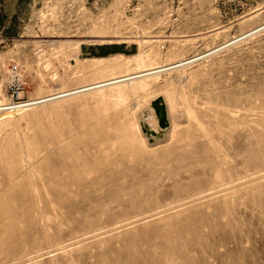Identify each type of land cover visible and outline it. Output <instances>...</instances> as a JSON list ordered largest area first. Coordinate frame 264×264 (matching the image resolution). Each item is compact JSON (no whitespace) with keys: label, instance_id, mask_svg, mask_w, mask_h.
I'll return each mask as SVG.
<instances>
[{"label":"rangeland","instance_id":"374dc122","mask_svg":"<svg viewBox=\"0 0 264 264\" xmlns=\"http://www.w3.org/2000/svg\"><path fill=\"white\" fill-rule=\"evenodd\" d=\"M263 24L264 0H0V104L9 108L0 107V196L42 175L51 152L89 155V143L114 141L116 128L132 132L142 165L213 164L200 175L208 188L195 192L173 190L161 171L157 202L168 206L154 214L146 193L114 226L54 204L33 216L32 233L50 240L42 245L18 236L27 214L8 200L0 234L15 235L0 246V264H264V149L250 163L243 154L246 143L264 145ZM179 60L186 64L24 106ZM18 77L20 96L12 93ZM158 97L163 124L152 107ZM183 151L187 158L173 159ZM78 220L102 226L71 229Z\"/></svg>","mask_w":264,"mask_h":264},{"label":"bare ground","instance_id":"6f19581e","mask_svg":"<svg viewBox=\"0 0 264 264\" xmlns=\"http://www.w3.org/2000/svg\"><path fill=\"white\" fill-rule=\"evenodd\" d=\"M182 63H185V60L84 84L37 98L36 100L25 103L24 106L38 104L53 98L67 97L78 93L86 94L93 90H101L111 85H118L122 82H130L137 78L157 74L164 70L180 66ZM166 99L168 101L167 107L169 109L172 108L174 105L172 94L167 95ZM0 105V107L6 108V104L5 106H3L4 104ZM19 106L17 105V107ZM176 124L174 123L173 127ZM73 129V127L69 126L68 131ZM55 133H58V135L54 137V141H58L61 138L59 136L61 130L56 129ZM111 138L114 141H109L108 138L91 141L89 143L91 153L86 156L73 154L71 156L60 157L56 153L51 152L45 159L47 170L42 175L36 178L32 177L33 179L29 177V181L24 184L21 182L7 184L8 187L5 189L4 194L0 196V208L3 207L2 203L8 200H15L19 203L23 216L27 214V217H25L27 229L22 230V233L18 234V236L24 238V243L42 245L50 242L49 238L44 239V236H38L32 233L36 231L33 216L43 214L49 207H54V204L57 210L66 211L65 207L67 206L63 205L65 202L67 204L71 203L72 205L69 206L71 213L76 215H89L93 213L94 215L105 216L107 220L106 225L114 226L117 224L114 218L126 216L127 207L145 204V194L149 193L151 196L148 202L154 206L148 210L151 212L156 211L154 214L161 213V209L169 204H158L157 202L163 195L160 186L163 179L158 175L161 171H165L171 180V188L175 191L195 192L208 188L206 187V182L200 175L205 174L208 169L213 167L212 162L201 166L195 165V163L194 165L188 164L183 167H179L176 163H171L166 167H162V164H158L157 166H152L151 164L142 165L140 158L143 153L132 145L135 139L130 130L124 129L123 131H119L116 128V132ZM263 149V144L251 146L246 143L243 147L244 158L250 163L253 154ZM175 155L178 158L188 157L184 151L174 153L173 159H176ZM173 159L171 158L170 160ZM218 183L222 182L214 177V185ZM198 199H201V197H197L193 201ZM33 200H39L40 205H32L30 202ZM81 203H84L83 207H80ZM76 204H79V206H76ZM100 222L80 225V220H78L72 223L69 222V226L71 229L88 230L93 226V228L97 226L101 227L102 224H99ZM14 235L12 232L3 236L0 234V246L10 245ZM134 249L138 250L139 247L136 246Z\"/></svg>","mask_w":264,"mask_h":264},{"label":"water","instance_id":"95a60500","mask_svg":"<svg viewBox=\"0 0 264 264\" xmlns=\"http://www.w3.org/2000/svg\"><path fill=\"white\" fill-rule=\"evenodd\" d=\"M152 107L154 108L157 116L160 118V124H163L166 119V109L163 98L158 97L152 101Z\"/></svg>","mask_w":264,"mask_h":264},{"label":"built area","instance_id":"2783aa9c","mask_svg":"<svg viewBox=\"0 0 264 264\" xmlns=\"http://www.w3.org/2000/svg\"><path fill=\"white\" fill-rule=\"evenodd\" d=\"M12 93L16 96H20L24 92L22 81L18 78L13 79Z\"/></svg>","mask_w":264,"mask_h":264}]
</instances>
